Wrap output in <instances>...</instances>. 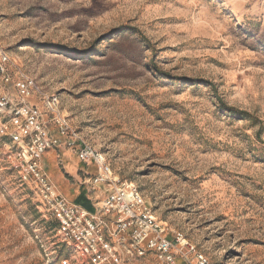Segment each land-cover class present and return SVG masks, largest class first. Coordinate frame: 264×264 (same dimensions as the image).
I'll return each instance as SVG.
<instances>
[{"label": "rangeland", "instance_id": "obj_1", "mask_svg": "<svg viewBox=\"0 0 264 264\" xmlns=\"http://www.w3.org/2000/svg\"><path fill=\"white\" fill-rule=\"evenodd\" d=\"M0 51L51 136L65 118L212 264H264V0H0ZM70 134L42 166L93 205ZM38 204L0 139V264H56Z\"/></svg>", "mask_w": 264, "mask_h": 264}, {"label": "built area", "instance_id": "obj_2", "mask_svg": "<svg viewBox=\"0 0 264 264\" xmlns=\"http://www.w3.org/2000/svg\"><path fill=\"white\" fill-rule=\"evenodd\" d=\"M8 61L0 51L6 84L11 82L4 67ZM14 86L23 98L36 89L29 77L16 80ZM13 104L0 84V139L22 184L34 188L38 208L51 218L55 235L49 256L56 264H132L152 256L162 264H212L182 232H170L140 188L122 181L107 154L72 132L65 118L57 120L61 135L51 136L38 108L25 101ZM49 106L57 107V98ZM69 134L79 160L97 170L86 180L98 190L92 211L63 196L42 166L44 155Z\"/></svg>", "mask_w": 264, "mask_h": 264}, {"label": "trees", "instance_id": "obj_3", "mask_svg": "<svg viewBox=\"0 0 264 264\" xmlns=\"http://www.w3.org/2000/svg\"><path fill=\"white\" fill-rule=\"evenodd\" d=\"M76 203L82 205L88 210H94L93 205L91 204L90 200L87 198L84 192H81L80 195L76 198Z\"/></svg>", "mask_w": 264, "mask_h": 264}, {"label": "crops", "instance_id": "obj_4", "mask_svg": "<svg viewBox=\"0 0 264 264\" xmlns=\"http://www.w3.org/2000/svg\"><path fill=\"white\" fill-rule=\"evenodd\" d=\"M73 169V168H72Z\"/></svg>", "mask_w": 264, "mask_h": 264}]
</instances>
